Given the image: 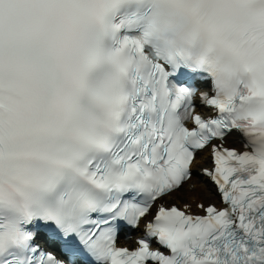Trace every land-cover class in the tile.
Wrapping results in <instances>:
<instances>
[{
	"label": "snow or ice",
	"instance_id": "1",
	"mask_svg": "<svg viewBox=\"0 0 264 264\" xmlns=\"http://www.w3.org/2000/svg\"><path fill=\"white\" fill-rule=\"evenodd\" d=\"M139 3L91 10L118 53L112 78L90 81L85 63L53 130L67 147L23 184L5 191L0 178V264H264V84L225 81L167 43ZM3 47L0 40V56ZM198 96L215 116L196 111ZM238 135L251 152L224 147ZM205 150L214 167L202 175L225 207L198 204L206 214L194 215L187 203L169 206L185 185L195 189L193 166ZM2 153L0 144V165L19 159ZM128 233L140 234L138 246L118 247Z\"/></svg>",
	"mask_w": 264,
	"mask_h": 264
},
{
	"label": "clouds",
	"instance_id": "2",
	"mask_svg": "<svg viewBox=\"0 0 264 264\" xmlns=\"http://www.w3.org/2000/svg\"><path fill=\"white\" fill-rule=\"evenodd\" d=\"M112 0H10L0 12V144L19 159L0 165L5 191L42 174L67 145L54 134L61 101L89 80L111 79L118 53L92 9ZM126 5L121 3L120 10ZM136 9L164 40L214 66L225 81L264 84L262 0H140ZM11 9V11H9ZM119 14V11L116 13Z\"/></svg>",
	"mask_w": 264,
	"mask_h": 264
},
{
	"label": "bare ground",
	"instance_id": "3",
	"mask_svg": "<svg viewBox=\"0 0 264 264\" xmlns=\"http://www.w3.org/2000/svg\"><path fill=\"white\" fill-rule=\"evenodd\" d=\"M208 152H209L208 150L203 151L200 154V157L198 158L196 165H194L193 167L197 168L198 164L204 165L205 164L204 159L209 158ZM195 181H196L195 189L193 190V192H188L190 197L195 198V199L198 198L201 201L202 200H209V199H212V200L215 199L217 201L219 199L215 188L213 186H211L209 183H207L205 178L195 177ZM184 193H185L184 190H182L181 192L176 193L174 196L170 197L168 200L170 201V200L174 199V200H177L178 202H180L181 200H179V195L183 198L187 197L186 195H184ZM183 200H185V199H183ZM184 203H188V202L181 201V205Z\"/></svg>",
	"mask_w": 264,
	"mask_h": 264
},
{
	"label": "rangeland",
	"instance_id": "4",
	"mask_svg": "<svg viewBox=\"0 0 264 264\" xmlns=\"http://www.w3.org/2000/svg\"><path fill=\"white\" fill-rule=\"evenodd\" d=\"M211 201H212V199L204 200V203L211 202Z\"/></svg>",
	"mask_w": 264,
	"mask_h": 264
}]
</instances>
